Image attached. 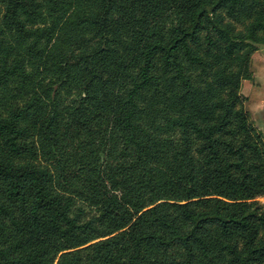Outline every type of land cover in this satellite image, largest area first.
<instances>
[{
    "label": "trees",
    "instance_id": "1",
    "mask_svg": "<svg viewBox=\"0 0 264 264\" xmlns=\"http://www.w3.org/2000/svg\"><path fill=\"white\" fill-rule=\"evenodd\" d=\"M261 46L263 0H0V264H264Z\"/></svg>",
    "mask_w": 264,
    "mask_h": 264
},
{
    "label": "rangeland",
    "instance_id": "2",
    "mask_svg": "<svg viewBox=\"0 0 264 264\" xmlns=\"http://www.w3.org/2000/svg\"><path fill=\"white\" fill-rule=\"evenodd\" d=\"M250 70L251 78L241 80L239 95L243 110L254 129L259 133L264 132V127L259 126L261 122L257 121L256 110V105L264 100V46L259 47L251 55ZM257 200L264 204V196L258 197Z\"/></svg>",
    "mask_w": 264,
    "mask_h": 264
},
{
    "label": "crops",
    "instance_id": "3",
    "mask_svg": "<svg viewBox=\"0 0 264 264\" xmlns=\"http://www.w3.org/2000/svg\"><path fill=\"white\" fill-rule=\"evenodd\" d=\"M257 110V121L261 122L260 127H264V100L260 104L256 105ZM258 123V122H257Z\"/></svg>",
    "mask_w": 264,
    "mask_h": 264
},
{
    "label": "built area",
    "instance_id": "4",
    "mask_svg": "<svg viewBox=\"0 0 264 264\" xmlns=\"http://www.w3.org/2000/svg\"><path fill=\"white\" fill-rule=\"evenodd\" d=\"M263 4H264V0H263Z\"/></svg>",
    "mask_w": 264,
    "mask_h": 264
}]
</instances>
